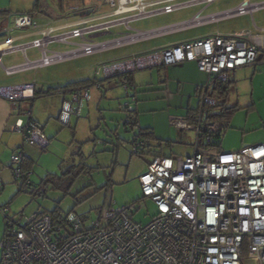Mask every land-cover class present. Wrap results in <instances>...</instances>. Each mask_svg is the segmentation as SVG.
Masks as SVG:
<instances>
[{
	"label": "built area",
	"instance_id": "built-area-1",
	"mask_svg": "<svg viewBox=\"0 0 264 264\" xmlns=\"http://www.w3.org/2000/svg\"><path fill=\"white\" fill-rule=\"evenodd\" d=\"M216 1L89 0L76 9L81 16L41 28L33 13L22 14L0 28V34L6 36L0 42L5 45L0 53L24 57L23 63L4 70L8 75L34 71L233 17L253 16L264 9V1L243 0L233 9L205 14ZM196 6L203 8L189 20L146 31L131 28L137 21ZM123 27L124 31H115ZM24 30L31 31L11 36L13 31ZM53 44L74 48L54 50L50 48ZM29 50L38 51L39 58L29 59ZM263 55L264 28L254 25L253 30L211 34L103 63L95 77L118 78L130 99L124 108L125 124L131 130L136 98L131 95L135 89L129 75L184 62L197 64L207 75L199 88V107L189 116L169 119L178 132L195 134L193 154L153 156L147 172L139 178L143 198L151 199L158 212L147 223L134 219L139 210L136 203L119 208L112 204L97 214L91 226L74 212L53 215L37 211L16 218L8 205L0 207L5 220L0 264H264V144L236 152L216 150L215 139L224 127L213 119L218 105L216 89L229 82L231 72L258 64ZM34 93V84L0 88V97L14 106L33 99ZM91 100L88 86L72 88L62 103L58 122L70 127L71 120L79 118ZM13 131L22 136L24 145L40 151L50 145L29 110L17 118ZM150 147L149 140L137 137L131 143V154L139 155ZM23 160L21 147L10 157L12 179L21 192H34L33 171L24 169Z\"/></svg>",
	"mask_w": 264,
	"mask_h": 264
},
{
	"label": "rangeland",
	"instance_id": "rangeland-1",
	"mask_svg": "<svg viewBox=\"0 0 264 264\" xmlns=\"http://www.w3.org/2000/svg\"><path fill=\"white\" fill-rule=\"evenodd\" d=\"M36 1L0 0L1 20L7 19L11 23L16 16L33 13L38 18V24L44 26L53 19L63 22L69 17L81 16L82 13L76 9L89 3V0H39V7L36 8ZM242 1L218 0L205 14L233 9ZM259 1L264 0H254ZM202 8L203 6H196L143 19L132 23L131 28L146 31L179 23L189 20ZM58 21L50 23L55 24ZM254 23L259 28L264 27V9L256 11L253 16L233 17L216 24L72 59L50 68L59 74L65 72L69 80L67 82H84L90 88L92 100L85 106L79 118L71 120L70 127L60 126L55 118L51 119L61 127L52 137L49 136L51 128L47 130L45 123H40L45 127L44 134L48 139L53 138L60 142L59 149H46L35 164L32 175L34 192H21L18 184L11 180L0 191V207L8 205L11 214L16 218L30 216L37 211L50 213L56 209L63 215L74 212L83 218L86 226H91L97 214L112 204L119 208L136 203L139 210L134 219L141 223L150 221L157 215V207L151 199L143 198L139 178L147 172L153 156L193 154L195 134L185 132L180 136L169 125L171 117L185 113L190 100L181 93L179 87L183 84L179 86L176 79L170 78L169 86L162 83L165 72L160 68L137 70L131 75L136 86L131 95L136 98L133 117L137 122L131 130L125 125L127 114L124 108L130 99L118 78H96L97 69L103 63H112L186 38L216 33L232 34L253 29ZM124 30V27L115 29ZM50 48L65 51L74 47L53 44ZM28 56L36 59L37 53L29 50ZM20 62L19 54L3 59L4 65L8 67ZM256 72L250 67L231 72L229 84L227 83L226 102L222 103L219 93L215 95L218 105L214 108V113L218 115L216 120L224 127L221 138L215 139L216 150L221 146L223 152H234L247 146L264 144V67L262 71ZM25 76H32V73H25L20 77ZM186 89L189 87L186 86ZM197 103L193 96L190 107H196ZM38 105L34 104L33 109L41 112ZM230 108L232 112L226 110ZM145 130L155 133L156 138L150 140V148L153 147L155 152H149L148 149L140 155H132L131 143L134 136H140L139 133ZM163 149L166 154L161 153ZM67 150L69 153L65 155ZM47 176L51 179L50 183L43 182ZM4 235L5 220L0 211V243Z\"/></svg>",
	"mask_w": 264,
	"mask_h": 264
},
{
	"label": "crops",
	"instance_id": "crops-1",
	"mask_svg": "<svg viewBox=\"0 0 264 264\" xmlns=\"http://www.w3.org/2000/svg\"><path fill=\"white\" fill-rule=\"evenodd\" d=\"M211 14H214V13H211ZM1 19L2 18H0V28H3L11 24L9 23L7 19L5 20H1ZM49 20H52V18H49ZM55 21H58V20L53 19L52 21H48V23H46L44 26L39 25V27L40 28L45 27L47 24L56 26V25L62 24L65 20H63V22L59 20L55 24L50 23V22H55ZM254 25L256 24L254 23ZM261 28H264V27H261ZM253 29H245V30H253ZM245 30H242V31H245ZM29 31L31 30L13 31L11 33V36H18L20 34H23V32L25 33ZM237 32H241V31H237ZM5 38H6L5 35L0 34V42H2ZM197 38H201V37H197ZM197 38H186L178 42H173V43L166 44L160 47H155L154 49L167 47L169 45L178 44L184 41L193 40ZM36 53H37V58H39V52L36 51ZM13 54H19L20 59H21L20 63L24 62V57L22 56L21 53H11V54L0 53V88L19 87V86L28 85V84H34L35 85V93H34L35 95L33 99L20 102L16 104L15 106L0 97V178L4 182V188L7 185V183L13 180V179H9V177L12 178L11 168H10V157L16 150L23 147V158H24L23 166H24V162L31 163L32 164L31 171L34 170V166L37 163V161L40 159L42 152H43V151L38 150L37 148L24 145L22 136L18 134L17 132L13 131V126L15 125L17 118L20 115H22L25 111L29 110L31 112L32 120L38 123V125L41 127L43 131L45 127L43 128L40 125V123H45L47 130L51 128L49 136L52 137L53 133H56L59 129H61L60 126L62 125L58 122V116L61 111V106H62L63 101L69 97V93H70V92L66 93L65 90H63V88L69 84H72L70 82H67L69 80L65 72L59 74L58 72L54 70H50V68L58 64L52 65L49 67L40 68L34 71H26V72L14 74V75H8L4 70V67H8V66L4 65L3 59L4 57L13 55ZM27 56H28V52H27ZM20 63H17V64L14 63L13 65H10V66L18 65ZM263 67H264V55L260 56L258 64L251 66L250 68L254 69L255 73H257L256 71H262ZM246 68H249V67H246ZM246 68H242L241 70L246 69ZM160 69L165 72L164 74L165 78H164V81H162L163 84L169 86L170 78L176 79V81H178L179 86L183 84L182 87H179V90L184 96L187 95L190 101H188V106H187V109L185 110V113L182 114L181 116H189L200 105L199 88L204 84L205 80L207 79V75L201 72L198 69L197 64L193 62H184V63L170 66L168 68H160ZM25 73H32V76L20 77L21 75H24ZM132 74L129 75V81L134 86V89H135L136 86L133 81V76H131ZM186 86L189 87L188 90L186 89ZM192 95L198 101L196 107H193V108L190 107V102L193 98ZM34 104L35 105L40 104L38 106L39 108L42 109V111L39 112L33 109ZM53 118H55L56 122H58L60 126L51 120ZM24 120H27L26 117L24 118ZM153 134L155 136L154 132ZM181 134L182 133H180V136ZM48 140L50 142V145L48 148L52 147V148L59 149V145H60L59 141L53 138H49ZM218 150H221V146L218 148ZM150 152H155L153 150V147L150 148ZM221 152L223 151L221 150ZM68 153L69 152L67 150V152H65V155H68ZM161 153L166 154L164 152V149Z\"/></svg>",
	"mask_w": 264,
	"mask_h": 264
},
{
	"label": "trees",
	"instance_id": "trees-1",
	"mask_svg": "<svg viewBox=\"0 0 264 264\" xmlns=\"http://www.w3.org/2000/svg\"><path fill=\"white\" fill-rule=\"evenodd\" d=\"M59 1H64V0H59ZM35 7L37 8V7H39V0H37L36 1V3H35ZM228 84H229V82H228ZM81 85H84V82H76V83H72V84H69V85H67L66 87H64L63 88V90H65V92L67 93V92H70L71 91V89L72 88H74V87H77V86H81ZM215 92H218L219 93V95H220V99H221V101H222V103H225L226 102V100H227V92H228V89H227V84L225 85V86H222V87H219L218 89H216V91ZM35 95V94H34ZM226 110H230V112H232V108H230V109H226ZM226 113H227V111H226ZM218 118V115H215L214 116V118L213 119H217ZM134 127L137 125V122H136V120L134 119ZM126 125V124H125ZM127 126V125H126ZM134 129V128H133ZM140 136H135L134 137V139L135 138H137V137H139V138H144V139H147V140H154L155 139V136H154V134H153V132H151V131H149V130H145V131H141L140 133ZM221 136L222 135H220L218 138H221ZM133 139V140H134ZM45 151V150H44ZM149 152H150V150H148ZM144 152V151H143ZM141 154V153H140ZM139 154V155H140ZM32 164L31 163H29V162H24V169L25 170H31L32 168ZM51 176H53V175H51ZM44 183H50L51 182V179H50V177L49 176H47L45 179H44V181H43ZM1 190H3V188L2 189H0V191ZM50 213H52L53 215H58V214H61L60 213V211L58 210V209H56V210H54V211H52V212H50Z\"/></svg>",
	"mask_w": 264,
	"mask_h": 264
},
{
	"label": "bare ground",
	"instance_id": "bare-ground-1",
	"mask_svg": "<svg viewBox=\"0 0 264 264\" xmlns=\"http://www.w3.org/2000/svg\"><path fill=\"white\" fill-rule=\"evenodd\" d=\"M5 49V45H0V51Z\"/></svg>",
	"mask_w": 264,
	"mask_h": 264
}]
</instances>
